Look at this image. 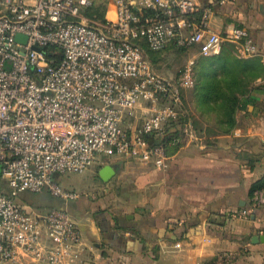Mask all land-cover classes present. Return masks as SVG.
I'll return each instance as SVG.
<instances>
[{"label":"built area","instance_id":"1","mask_svg":"<svg viewBox=\"0 0 264 264\" xmlns=\"http://www.w3.org/2000/svg\"><path fill=\"white\" fill-rule=\"evenodd\" d=\"M91 2L0 0V182L9 192L0 188V264H79L89 251L66 206L34 208L17 202L19 194L47 191L73 201L77 193L54 176L83 173L113 156L168 168L165 135L184 112L195 61L167 78L153 69L141 41L154 52L198 46L211 56L232 43L242 57L257 53L245 28L214 32L210 7L193 0H113L114 15L105 21L85 14ZM143 104L140 123L123 129ZM182 134L190 141L198 135L189 123ZM256 198L264 205V195Z\"/></svg>","mask_w":264,"mask_h":264},{"label":"crops","instance_id":"2","mask_svg":"<svg viewBox=\"0 0 264 264\" xmlns=\"http://www.w3.org/2000/svg\"><path fill=\"white\" fill-rule=\"evenodd\" d=\"M91 1L103 2L105 17H113V0ZM193 1L210 7L214 32L245 28L257 47L258 76L235 92L247 108L236 111L229 131L196 116L197 139L190 141L181 133L178 147L168 152L166 170L143 167L122 156L95 166L103 194L81 195L63 204L89 248L79 264H264V242L254 241L264 235V205H255L257 193L264 195V0ZM213 69L219 71L220 64ZM147 112L148 104H143L135 117L124 118L122 128L134 130ZM188 123L194 127L191 120ZM105 165L115 171L108 180L99 176ZM128 178L132 200L114 205L120 191L112 188V181ZM42 193L19 196L36 197L37 204L25 203L34 208L62 206L60 199ZM241 209H248L249 215H239Z\"/></svg>","mask_w":264,"mask_h":264},{"label":"trees","instance_id":"3","mask_svg":"<svg viewBox=\"0 0 264 264\" xmlns=\"http://www.w3.org/2000/svg\"><path fill=\"white\" fill-rule=\"evenodd\" d=\"M144 13L147 14V11H144ZM85 14L89 18H93L99 21H105L104 3L92 1L91 5L85 10ZM140 45L143 48L146 56L147 53L155 54L163 51L161 50L154 52L149 50L144 41H141ZM225 46H228L229 49H227V53L225 55H222V51L224 50ZM168 47L175 46L169 45ZM231 51H236L237 53L236 46L232 43H223L218 54H214L211 56H202L198 58L197 61L194 62L193 67L194 76L195 73H197V77L195 76L197 96L200 97L203 105H206L205 108L209 109L216 115L215 123L217 125L223 126L224 131H229L234 127V117L236 111L238 109L247 108L246 102L237 98L235 96V92L245 82H248L249 80H252L258 76L255 75V64L257 65V67L261 66L259 64L258 57H256V54L248 57H242L238 55V53L237 55L231 54ZM198 64L199 68L197 69ZM216 64H220L221 69L219 71H213V67ZM180 112L181 113L179 117L176 120L172 121L169 129L167 130V134L165 135L167 153L172 148L176 149L178 147V144L180 142L174 140L180 139V134L182 133L183 126L189 122H180V118L183 114L181 109ZM177 125H179L180 127L178 128ZM193 126L194 129L198 128L195 127L196 124H193ZM4 190L9 193L8 190ZM47 195L51 196L49 193L45 194L46 197ZM64 203L65 202L61 200L62 206Z\"/></svg>","mask_w":264,"mask_h":264},{"label":"rangeland","instance_id":"4","mask_svg":"<svg viewBox=\"0 0 264 264\" xmlns=\"http://www.w3.org/2000/svg\"><path fill=\"white\" fill-rule=\"evenodd\" d=\"M198 51V46H193L189 48L175 46L168 47L159 53H147V57L150 60L153 69L157 73L170 78H178L189 59L194 57L195 61H197L198 58L202 57L198 55ZM195 76L197 77V73H195ZM195 76L194 79L196 82ZM183 106L186 108V112L183 108L184 113L180 118V122H187L191 120L195 125L197 123L195 121V119L197 118L196 116H199L200 118H203L211 123H214L216 121V115L209 109L205 108L206 105H203L200 100V97L197 96L195 84L193 87L188 88L183 92ZM109 160H107V162H104L103 164L108 163ZM103 164H101V166ZM95 168L92 167L89 170H86L85 172L79 174L54 176L53 180L64 188L74 190L77 193L78 197L81 195H88L93 198H98L100 195L103 194L102 190L105 187L104 184L100 182V180H98ZM130 180L131 179L129 178L125 180L122 179L123 182L120 181L118 183H116L115 179L112 181V188L116 190L118 187L120 191V196H117L118 198L117 201H114V205L116 204L119 207L122 205L125 206V200H132V197L128 194L129 192H132L131 190L133 187ZM0 188H4L7 190L3 182H0ZM46 193L48 192L44 191V193L42 194ZM38 195L40 194H37L36 196ZM16 200L17 202L23 205L25 203H29L31 205H35L38 203L36 197L25 198V196L23 197L22 195L18 196Z\"/></svg>","mask_w":264,"mask_h":264},{"label":"water","instance_id":"5","mask_svg":"<svg viewBox=\"0 0 264 264\" xmlns=\"http://www.w3.org/2000/svg\"><path fill=\"white\" fill-rule=\"evenodd\" d=\"M16 40H20V41H25L26 38L20 34H18L16 36ZM35 49H38L37 47H35ZM115 173L114 169L112 166L110 165H105L100 171H99V176L103 179V180H108L111 176H113ZM0 177H1V165H0ZM254 241H261L264 242V235L261 236H256L254 237Z\"/></svg>","mask_w":264,"mask_h":264}]
</instances>
